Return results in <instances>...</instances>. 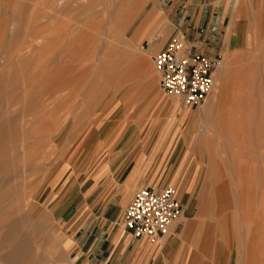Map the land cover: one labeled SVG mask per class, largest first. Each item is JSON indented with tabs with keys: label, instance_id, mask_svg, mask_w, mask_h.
Returning <instances> with one entry per match:
<instances>
[{
	"label": "rangeland",
	"instance_id": "374dc122",
	"mask_svg": "<svg viewBox=\"0 0 264 264\" xmlns=\"http://www.w3.org/2000/svg\"><path fill=\"white\" fill-rule=\"evenodd\" d=\"M112 1L99 0L90 13L50 0H0V244L6 225L16 221L17 233L30 243L18 264H72L60 222L45 203L50 176L65 161L89 159L106 140L139 132L144 122L146 131L150 118L165 117L162 108L171 105L162 136L179 133L173 123L180 113V125L193 114L187 134L198 175L185 216L199 219L201 230L192 259L264 264L257 223L264 215V0H237L258 8L254 40L222 50V68L227 62L230 68L222 79L216 72L215 86L224 82L227 90L223 107L211 112L215 88L200 108L184 107L161 87L150 46L166 26L152 38L147 34L167 0ZM119 10L132 12V20L117 39L109 28L118 25ZM173 38L189 44L182 32ZM29 41L31 49L16 50ZM7 250L0 246V259Z\"/></svg>",
	"mask_w": 264,
	"mask_h": 264
},
{
	"label": "crops",
	"instance_id": "0c3cea01",
	"mask_svg": "<svg viewBox=\"0 0 264 264\" xmlns=\"http://www.w3.org/2000/svg\"><path fill=\"white\" fill-rule=\"evenodd\" d=\"M165 8L147 34L158 22L166 26L150 46L155 54L179 32L187 35L190 46L210 53L239 43L248 47L254 40L258 8L239 5L237 0H167ZM170 106L162 108L167 111L165 117L150 118L146 131L142 132L144 122L139 132L106 140L89 159L84 156L75 165L65 161L50 176L43 195L60 222L63 248L72 264H196L192 248L198 245L201 225L199 219L185 216L198 175L187 134L193 114L190 110L180 125V113L173 123L179 133L162 136L159 130ZM169 185L176 187L185 206L183 216L155 240L127 232L122 214L137 190Z\"/></svg>",
	"mask_w": 264,
	"mask_h": 264
},
{
	"label": "built area",
	"instance_id": "2783aa9c",
	"mask_svg": "<svg viewBox=\"0 0 264 264\" xmlns=\"http://www.w3.org/2000/svg\"><path fill=\"white\" fill-rule=\"evenodd\" d=\"M221 51L205 52L184 38H173L154 57L163 91L178 97L186 107H203L215 87V73L222 65ZM185 206L175 186L162 189L143 186L122 214V225L134 237L155 240L166 234L184 214Z\"/></svg>",
	"mask_w": 264,
	"mask_h": 264
},
{
	"label": "bare ground",
	"instance_id": "6f19581e",
	"mask_svg": "<svg viewBox=\"0 0 264 264\" xmlns=\"http://www.w3.org/2000/svg\"><path fill=\"white\" fill-rule=\"evenodd\" d=\"M99 0H50V5L51 6H56V7H60V8H64V9H72V10H89V12L91 13L95 6L97 5ZM112 1V0H111ZM116 1V0H115ZM113 2V1H112ZM111 2V3H112ZM239 2V1H238ZM109 4V3H108ZM107 4V5H108ZM113 4V3H112ZM115 4V2H114ZM113 4V5H114ZM111 5V4H110ZM109 8V6H108ZM111 8V6H110ZM113 9V8H112ZM126 9V8H124ZM123 9V10H124ZM111 10V9H109ZM118 10V9H117ZM112 11V10H111ZM121 11V10H119ZM114 12V11H112ZM117 12V11H115ZM107 14V13H106ZM115 14V13H114ZM109 14H107L108 16ZM112 15V14H111ZM110 16V15H109ZM131 16H132V12L129 13V11L126 13L125 11H121V14H120V17L118 18V25H115V23H113L111 26H110V30H109V33L110 34V37H116L117 39L119 38H122L124 33H125V29H127V26L128 24L130 23V19H131ZM117 17V16H116ZM134 17V16H133ZM132 17V18H133ZM164 17V16H163ZM111 18V17H110ZM165 18V17H164ZM233 18V17H232ZM134 19V18H133ZM132 20V19H131ZM159 21V20H158ZM232 22V21H231ZM159 24H157L155 30L152 32L151 34V38H152V35L154 34V32L156 30L159 31V28L162 24V22H158ZM164 23V22H163ZM230 24V23H229ZM163 26V25H162ZM161 26V27H162ZM230 26V25H229ZM232 26V25H231ZM82 26H79V28H81ZM229 28V27H228ZM232 28V27H231ZM228 30V29H227ZM230 32V31H229ZM20 33V32H19ZM22 33V32H21ZM227 33V32H226ZM17 34H18V31H17ZM107 35V34H106ZM20 36V35H18ZM89 36V34H82V39ZM109 37V36H108ZM18 39V38H16ZM25 40V38H24ZM23 40V41H24ZM131 40V38H130ZM151 40V39H150ZM264 41V40H263ZM12 42V41H11ZM136 42V41H135ZM24 43V42H23ZM16 45V44H14ZM27 45V43H26ZM24 44H22L21 46H19L16 50L19 52V51H23V49L25 48H29L31 49V45L32 43H30L29 41V44L26 46ZM263 45V44H262ZM11 46V45H10ZM130 47V46H129ZM134 47V46H133ZM132 47V48H133ZM8 49V48H7ZM10 49V48H9ZM12 51V49H10ZM14 50V49H13ZM143 52V51H142ZM130 51L128 52H124L123 55L124 57H128ZM134 54V53H133ZM20 55V54H19ZM22 55V54H21ZM132 57V56H130ZM226 57H229V56H226ZM225 57V58H226ZM230 58V57H229ZM228 58V59H229ZM227 59V58H226ZM128 60V59H127ZM223 61H225L223 59ZM129 62V61H128ZM230 62V61H229ZM151 63V62H150ZM153 65V64H151ZM150 65V66H151ZM230 65L228 62L225 64V67L222 68L223 66V62H222V65L219 67V73H218V77L219 78H224L227 74V72L229 71V66ZM154 67V66H153ZM149 69V68H148ZM218 70L216 72H218ZM121 71V68H119L118 70L113 71L110 75L111 77V80L115 79V77L118 75V73ZM129 71V70H128ZM216 74V73H215ZM140 77V76H139ZM2 77L0 76V79ZM218 78V79H219ZM217 79V78H215ZM118 80H121V79H118ZM117 80V82H118ZM225 80V79H224ZM218 81V80H217ZM119 83V82H118ZM116 84V83H115ZM117 85V84H116ZM215 85H216V82H215ZM215 88V91H214V99H212V105L210 104V107H209V112H211L214 107L216 108V106H219L222 104V102L224 101V97H225V92L227 90L226 88V85L224 82H217V86L214 87ZM159 97V96H158ZM174 98V97H173ZM159 99V98H158ZM220 103V104H218ZM222 106V105H221ZM220 106V107H221ZM223 107V106H222ZM213 108V109H212ZM207 111V110H205ZM204 111V112H205ZM174 116V115H173ZM161 122V121H160ZM44 141V140H43ZM37 147V146H36ZM39 150V148H37ZM52 149V148H51ZM44 153V152H43ZM42 158V157H41ZM27 164V163H26ZM31 165V164H30ZM34 169V168H33ZM27 171V170H26ZM264 209V205L262 206V210ZM264 212V211H263ZM262 220H260L258 223V231L260 230V236L264 233V215L261 217ZM257 221V220H256ZM255 221V222H256ZM257 225V224H256ZM255 225V227H256ZM16 226H17V222H11L9 225H6V229L4 231V241H2V243L0 244L1 247H6L8 248V250L5 252L4 256H3V259L1 258L0 260H2V262H5V261H8V262H11V263H14V264H18L19 262H21L22 260H24L26 258V256L28 255L27 253L30 251V243L28 240H26L24 237H21L17 231H16ZM254 227V226H253ZM261 241V240H260ZM262 244V243H261ZM69 259V258H68ZM68 261V260H67Z\"/></svg>",
	"mask_w": 264,
	"mask_h": 264
}]
</instances>
